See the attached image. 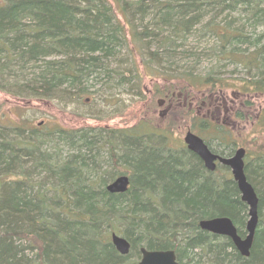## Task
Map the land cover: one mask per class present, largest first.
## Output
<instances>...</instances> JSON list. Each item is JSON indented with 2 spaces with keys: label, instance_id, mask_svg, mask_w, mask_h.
Masks as SVG:
<instances>
[{
  "label": "trees",
  "instance_id": "1",
  "mask_svg": "<svg viewBox=\"0 0 264 264\" xmlns=\"http://www.w3.org/2000/svg\"><path fill=\"white\" fill-rule=\"evenodd\" d=\"M118 6L124 24L108 0H2L0 92L19 101L71 102L97 92V84L134 91L141 80L136 55H144L148 70L165 67L163 76L196 85L192 73L176 72L177 63H200L186 47L197 34L214 40L210 54L217 64L244 72L241 93L264 95V31L258 34L264 1L132 0ZM236 23L242 27L233 28ZM123 63L129 64L126 74ZM210 78L202 83L209 89L217 86ZM165 140L145 125L55 127L43 136L0 127V264H138L140 249L173 251L178 264H264V146L244 164L258 200V225L243 258L228 239L198 228L223 217L238 236L246 235L247 207L236 184L229 175L206 173L189 152L160 146ZM119 176L129 178L128 190L107 193ZM111 234L129 243L127 256L113 249Z\"/></svg>",
  "mask_w": 264,
  "mask_h": 264
},
{
  "label": "rangeland",
  "instance_id": "2",
  "mask_svg": "<svg viewBox=\"0 0 264 264\" xmlns=\"http://www.w3.org/2000/svg\"><path fill=\"white\" fill-rule=\"evenodd\" d=\"M120 1L130 2L132 0H108L116 19L124 24V15L120 13L118 6ZM1 3L2 0H0V5ZM228 18L231 21L237 16L233 14ZM226 21L228 20L226 19ZM124 27L129 28L126 25ZM234 27L239 29L242 24L236 23L233 25ZM263 31L264 28L259 29L258 34L263 33ZM248 33L245 31L246 35H249ZM127 39L130 41L129 33H127ZM186 47L198 55L200 63L193 65L192 60H188L189 62L186 63H177L176 75L186 72L192 73L191 78L193 83H197L196 85L188 86L181 78L173 80L165 74L163 76L161 73L165 71V65L162 66L164 68L163 70L160 69V72L148 70L144 55H136V69L141 80L137 82L134 91L129 87L112 90L108 86L97 84V92L78 97L71 102L19 101L0 92V127L35 131L39 136L41 134L43 136L44 133L52 131L55 127L77 131L80 129H132L145 125L150 132L164 134L168 137L167 142L166 140L161 142L160 146L164 145L169 149L174 148L175 151L182 148L186 150L183 143L186 132L192 124H198L201 120L199 116L193 113L194 111L188 114L187 108H183L181 105V97L178 99L177 106L174 103L173 105L168 104L172 93H180L185 94L188 100L194 98L200 103L205 102L206 110L210 116H206L205 112L202 114L205 115L207 121L222 119L225 117L224 110H228V115L225 117L228 119L226 124L232 125V130H234V144H238L236 149L246 151L244 161L252 160L259 149L264 146V95L252 98L250 95L247 94L246 96L245 93L240 92L241 81L245 78L244 72H241L234 64H217L210 54V48L214 47L212 38L208 36L198 38L197 34L193 35L187 40ZM122 67L126 74L129 64H124ZM127 72L130 73V71ZM207 75L213 77L210 78L212 80L215 78L214 84L217 86L209 89L207 88L209 84L207 86L202 84ZM118 77L120 76L115 74L112 79L118 80ZM161 101L165 103L160 104ZM218 110L220 115H216ZM235 114L238 116V121H236ZM220 122L222 121L218 122L219 126L225 129L226 126L221 125ZM235 124H238V131L236 130L237 127L234 126ZM202 136L208 138V133L202 132ZM231 142H233L232 139ZM186 152L188 151L186 150ZM62 153V150L59 149V154L62 155ZM100 160L102 161L100 158L98 163H101ZM99 168L103 169L100 166ZM114 171L116 170L114 169ZM110 172L113 173L112 170ZM213 174L231 177L230 170L227 171L226 169ZM28 255L29 258L33 259L31 254ZM34 264L38 263L35 262Z\"/></svg>",
  "mask_w": 264,
  "mask_h": 264
},
{
  "label": "water",
  "instance_id": "3",
  "mask_svg": "<svg viewBox=\"0 0 264 264\" xmlns=\"http://www.w3.org/2000/svg\"><path fill=\"white\" fill-rule=\"evenodd\" d=\"M183 143L188 152L194 154L200 159L206 171L214 172L215 160H218L221 165L228 168L231 173L232 181L236 184L240 201L247 207L248 219L245 224L246 235L243 238L237 236L236 230L228 218L222 217L201 221L198 223L199 229L214 236H221L230 239L239 255L243 258H248L256 227L258 225V200L244 174V150L240 149L236 151L231 158L220 159L213 156L202 140L190 132L186 133ZM128 187L129 178L126 176H119L106 185L105 191L109 194H123L128 190ZM110 243L119 256H127L129 254L130 245L123 238L111 234ZM139 254L140 258L138 264H178L173 251H146L145 249H140Z\"/></svg>",
  "mask_w": 264,
  "mask_h": 264
},
{
  "label": "flooded vegetation",
  "instance_id": "4",
  "mask_svg": "<svg viewBox=\"0 0 264 264\" xmlns=\"http://www.w3.org/2000/svg\"><path fill=\"white\" fill-rule=\"evenodd\" d=\"M181 97V105L184 108H187L188 110V114H191V112H193L194 114H196L197 116H199V119L201 120L200 123L196 124H192L191 128L188 129V132L192 133L193 135L197 136L199 139L202 140V142L204 143V145L206 146V148L208 149V151L213 155L216 156L220 159H228L234 156L235 152L238 150L236 149V146L238 145L237 143L234 144V139H233V135H234V130H232V125L228 126L226 124V119L225 117H227L228 115V110H224V116L222 119L218 118L216 120H209L207 121L205 119V115L206 116H210L209 113L206 110V104L205 102H201L199 100H195L194 98L192 100H188L187 96L185 94H180V93H172L170 95V101H169V105H174L177 106V102H179V98ZM165 103L164 101H161L160 104ZM226 102L224 101V104ZM169 110V109H168ZM205 112V115H203L202 113ZM216 115H220L219 114V110L216 111ZM232 118V117H231ZM230 118V121H231ZM235 118L237 119L236 121H238V116L237 114H235ZM219 121L221 125H225V129L224 127H220L219 125ZM230 123V122H229ZM236 128V130L238 131V124L234 125ZM230 128V129H229ZM203 129V130H202ZM202 132L203 133H208V138H205L202 136ZM237 138V137H236ZM231 139L233 140V142H231ZM182 147V146H181ZM168 148V147H167ZM166 148V149H167ZM169 149V148H168ZM174 149V148H173ZM173 149H170L172 151H175ZM179 149V148H178ZM183 149V148H182ZM186 151V150H185ZM245 152V157H246V151ZM190 153V152H189ZM192 154V153H190ZM193 156H195L194 154H192ZM244 157V158H245ZM195 158L199 161V163L201 164V167L204 169V171L208 174H213L216 173L219 170H227L229 171L226 167H224L223 165L220 164V162L218 160L214 161V165H215V170L214 172H208L206 171V169L204 168L203 163L200 161L199 158H197L195 156ZM245 164V161H244ZM234 227V225H233ZM199 228V227H198ZM235 228V227H234ZM236 230V228H235ZM201 231V230H200ZM203 232V231H202ZM206 233V232H205ZM213 237L216 238H224V239H228L226 237H221V236H214L210 233H207ZM236 234L238 236L237 230H236ZM230 242L231 240L228 239ZM232 244V242H231ZM233 246V244H232ZM234 248V246H233ZM235 249V248H234ZM235 251L238 253V251L235 249ZM175 254V253H174Z\"/></svg>",
  "mask_w": 264,
  "mask_h": 264
}]
</instances>
